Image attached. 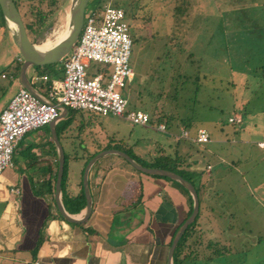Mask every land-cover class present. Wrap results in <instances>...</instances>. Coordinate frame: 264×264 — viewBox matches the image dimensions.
<instances>
[{
	"label": "crops",
	"instance_id": "1",
	"mask_svg": "<svg viewBox=\"0 0 264 264\" xmlns=\"http://www.w3.org/2000/svg\"><path fill=\"white\" fill-rule=\"evenodd\" d=\"M1 30L0 28V36H3ZM11 44L15 52L14 60L6 67L10 69L19 59L12 41ZM156 57L145 70L139 68L133 72V77L129 80L134 84L131 93H141L143 97L145 92L142 86L146 84L148 87V82L160 77L162 67L166 66H159V72L156 70L152 74ZM63 60L46 66L51 67L49 72L37 73L36 69H29L28 80L39 93L41 100H47L49 89L60 86L63 79ZM175 67L168 65L170 73L167 76L170 78L168 84L165 83L167 86L164 85L167 89L174 82L172 76H175ZM182 68L187 70V62H184ZM3 70L0 68V74ZM146 70L148 72L145 73ZM35 75L46 76V81H32ZM10 81L8 80L7 86L1 87L0 79V113L10 101H1L4 94L1 88L4 91L8 87L13 88L12 98L21 87L17 77L11 83ZM153 103H156L154 99ZM154 107L153 112L144 111L151 119L148 125L133 126L151 128L156 125L157 131L163 134V139L137 137L131 140L125 130L127 121L124 119L60 107L59 116L54 122L29 131L21 138L15 147L12 165L0 174V264H175V249L170 258L171 243L178 229L191 214L193 200L189 192L184 191L183 186L180 187L173 180L141 174L118 155H104L91 166L87 174L91 212L84 219L86 197L83 180L86 165L91 158L103 151L118 150L113 147L119 144L122 147H131L136 156L144 159L161 151L176 153L179 157L178 168L189 178L190 175L199 178L197 188L192 184L198 195V213L193 229L187 236L186 252L191 249V252L196 253L208 245L227 247L228 253L230 252L227 260L226 257L220 259L217 253L214 261L216 264H264V175L260 177V174H251L250 181L243 180L248 190L239 194L240 199L248 197L254 206L245 205L239 208L238 200L228 198L233 190L227 191L229 196L223 197L221 189L216 187L217 181L214 187L207 185L214 166L207 160L206 154L211 155L214 151L210 146H205L207 143L200 145L195 141L198 131L206 129L200 127L195 138H188L189 131L182 125L174 124L171 128H166L164 123H157V117L167 111H159ZM234 116H240V124L243 123L242 115L235 113L229 118ZM108 117L119 119V122L112 123L118 125H111L109 134L86 132L82 127L83 121L78 124L79 118L89 122L95 119L98 123L102 120L113 121ZM176 117L189 116L183 111L182 115ZM160 125L164 126L163 131L158 129ZM184 133L185 138L182 137ZM256 134L255 139L245 140L251 156L247 169L241 168L239 158L244 146L237 145L238 160L226 159L223 154L218 153L220 165L228 162L226 164L230 166L225 171H251V162H255L256 168L264 165V159H254L264 155V148L256 145L257 142L264 141V130L261 129ZM55 137L64 158L60 199L66 215L76 220L74 223L61 216L55 202L59 166V148ZM182 141L184 142L181 143ZM212 141H215L212 144H219L223 139ZM227 142L236 144V139L231 138ZM219 168L222 169L221 166ZM221 180L228 187L231 185L227 179L221 177ZM236 213L242 217L234 219ZM245 226H249L247 230ZM248 239L250 241L247 243ZM249 247L255 254L251 260L243 253ZM234 249H238L236 258H232ZM240 254L241 257L238 256ZM202 258H194L193 262L186 264H206L204 262L207 259Z\"/></svg>",
	"mask_w": 264,
	"mask_h": 264
},
{
	"label": "rangeland",
	"instance_id": "2",
	"mask_svg": "<svg viewBox=\"0 0 264 264\" xmlns=\"http://www.w3.org/2000/svg\"><path fill=\"white\" fill-rule=\"evenodd\" d=\"M13 1L25 26H28L29 22L33 20L29 11L39 12L38 17L42 18L41 26L34 27L33 30L35 31L30 28L26 30L32 42L40 44L46 38L53 40L59 32L64 31L70 0ZM108 1L112 5L118 1L125 4L129 2L128 0H90L87 7L95 4L102 6ZM141 1L139 5L144 6L141 8L142 10L140 9L141 11H138L139 15L142 13V16L144 14L151 20L149 24H146L144 34L148 38H155L156 43L149 45L148 39V41H143L138 46L132 45L129 59L132 71L136 72L139 68L145 70L156 55L163 58L164 49H167L164 46V42L168 37H173L175 40V46L171 48L170 52L172 60L177 61L178 59L183 63L185 57L190 56L193 58V62H187V71L190 72L193 67H198V70H201L200 76L203 89L197 93L193 92L190 88L191 81L189 80H186V83L189 82L185 83L186 86L184 88L180 87L177 89L173 85H169V89L161 90L162 97L156 100V109L159 111L160 109L166 110L167 112L164 115L172 118L174 123L179 121L176 116L182 115L183 111L187 112V115L191 117L190 121L182 122L183 125H187L188 138H195L197 129L200 127L205 128L209 134V143L205 146H210L214 151L211 155L206 154L207 160L214 166L207 185L214 187L217 181L216 187L221 189L223 197L229 196L226 192L233 190L231 196L234 198L231 196L228 198L235 201L238 200L239 208L245 205L254 206L248 197L240 199L239 194H243L244 191L248 190L243 180L250 181L251 174H260V177L264 175V165H258L256 168L254 167L255 162H251L250 165L253 166L251 171L233 169L231 170L232 173L227 172L225 170H228L230 166L226 164L228 162L220 165L221 159L218 158L220 157L218 153L223 154L226 159L238 160L239 151L237 150V145L244 146L242 156L239 158L241 159V168L247 169L251 156L245 140L255 139L257 137L256 133L261 129L264 130V0ZM134 4L138 3L134 2ZM125 19L127 24H130L132 33L140 32L136 30V22L131 19V16H127ZM143 23L145 22H138L137 25L144 26ZM8 34L3 29V36H0L1 70L10 66V63L14 60L15 49ZM183 64L180 66L181 68ZM161 65L160 62H156L155 70L158 71V67ZM97 66L98 64L96 63L92 64L94 68ZM173 66H176V64ZM49 68L51 67L46 68L45 66L36 69V72H49ZM175 70L177 74L179 70ZM183 70L186 72L185 69ZM144 72L146 73L148 70ZM169 78L170 76L166 84H168ZM0 79L1 87L7 86V77L3 78L1 76ZM36 84L35 87H37ZM155 86L158 88L156 81H154L152 88H155ZM133 89L134 84L129 81L126 82L122 89L117 91L131 102L128 110H142L144 109V106H142L143 102L148 101L149 98L144 96L134 97L131 93ZM12 91L13 88L8 87L4 91L1 101H9ZM176 91L177 95H175ZM176 109L177 111H174ZM235 113L243 116L242 124L234 125L228 123L229 121L227 122V119ZM108 118L113 121L102 120V122L98 123L95 119H91L89 122L87 119L81 120L79 118L78 124L83 121L84 126L82 127L86 129V132L93 131L94 133L109 134V128L114 125L112 123L114 121L119 122V119ZM125 126V130L128 131V136L131 140L137 137L163 139V134L157 131L156 125L148 128L133 126L126 122ZM102 129L105 130L103 131ZM231 138L236 139V144L227 142ZM213 139H223V141L219 144H212L211 142H215L212 141ZM181 143L180 145H182ZM254 159L263 160L264 155ZM219 166H221V170ZM221 177L227 179L231 185L228 187L221 180ZM189 179L197 188V180L199 181V178L197 179L190 175ZM241 217L242 215L238 213L233 216L236 220ZM248 227L245 226V230ZM249 241L250 239L246 240L247 243ZM236 243L240 244L239 242ZM225 249L227 250L224 251ZM245 249L243 251L244 255L249 258L248 260H251L253 255L255 256L252 248ZM237 250H233L232 258H236ZM217 253H219L218 257L220 259L226 257V260L230 255L227 247L218 248L213 245L209 247L208 245L197 250L193 257H203L207 259L204 263L216 264L214 261ZM238 256L241 257L242 254Z\"/></svg>",
	"mask_w": 264,
	"mask_h": 264
},
{
	"label": "built area",
	"instance_id": "3",
	"mask_svg": "<svg viewBox=\"0 0 264 264\" xmlns=\"http://www.w3.org/2000/svg\"><path fill=\"white\" fill-rule=\"evenodd\" d=\"M124 10L110 1L101 7H86L83 25L71 52L62 62L60 86L47 91L48 102L20 87L0 113V174L12 165L16 145L29 131L54 122L59 107L88 111L100 116H115L132 125H148L150 116L140 110H128V100L117 91L133 77L129 64L132 40ZM98 64L92 67V64ZM34 82L46 76L35 75ZM239 123L240 116L228 119ZM161 131L164 126H158ZM186 137V134L182 135ZM197 144L209 142V134L200 129ZM264 148V141L257 142Z\"/></svg>",
	"mask_w": 264,
	"mask_h": 264
},
{
	"label": "water",
	"instance_id": "4",
	"mask_svg": "<svg viewBox=\"0 0 264 264\" xmlns=\"http://www.w3.org/2000/svg\"><path fill=\"white\" fill-rule=\"evenodd\" d=\"M89 2L90 0H70L69 10L66 15L64 38L58 44L53 46V48L47 51L45 50L43 51L39 48L40 46L39 44H36L29 39L25 25L16 8L14 1L0 0V12L5 23V27L11 37V41L13 45L15 46L18 52L19 60H21L22 62L19 68V72L17 74V79L21 87L27 89L30 93H32L33 95L39 98V93L33 88V86L28 80L29 69L39 68V67H44L59 63L71 52L82 29L84 12ZM42 101L48 102V100H42ZM60 108H64V107L61 106ZM55 142L57 143V147L59 148V166H58L56 188H55V202L61 216H63L67 221L74 223L76 222V220H73L72 218H69L66 215L60 199L64 158H63L62 148L56 137H55ZM107 154L118 155L123 160H125L132 168H134L136 171L140 172L141 174L148 176L154 175V176L164 177L173 180L179 183L180 185H182L191 195L193 200V209L189 217L183 222L181 227L178 229L174 237V240L171 243V247H170V258H171L172 253L179 239L181 238L182 234L187 229V227L194 221L198 213V195L196 193L194 186L189 181L183 179L181 176L171 171L157 169V168H145L121 150H115V149L106 150L91 158L88 161L86 168L84 170L83 186L85 189V197H86V210L84 212V219H87L91 212V199L87 187L88 171L98 159H100L101 157Z\"/></svg>",
	"mask_w": 264,
	"mask_h": 264
},
{
	"label": "trees",
	"instance_id": "5",
	"mask_svg": "<svg viewBox=\"0 0 264 264\" xmlns=\"http://www.w3.org/2000/svg\"><path fill=\"white\" fill-rule=\"evenodd\" d=\"M52 1V0H51ZM54 1V0H53ZM129 2L127 4L122 3L120 1L114 3L115 6L120 7L124 10L125 16H131V19H133L134 22H136V30L140 31L139 33H132L131 29H130V24H128L129 27V32H130V37L132 40V45H136L138 46V44H141L143 41L145 42L146 40L148 41L149 39V45H154L155 42V38L152 37H146V35L144 34V29L146 28V24H149L151 22V20L148 18V16L144 15L142 16V13H138V11L144 6V5H139L140 2H142L141 0H128ZM134 2H137L138 4H134ZM143 4V3H142ZM93 6H97V7H101L99 4H95ZM142 10V9H141ZM140 10V11H141ZM29 14L31 16V18L33 19L32 22H29L28 26L26 27V30L28 28L33 30L34 27L36 26H41L42 24V18L38 17L39 12H32L29 11ZM138 22H145L143 23V25L138 26ZM144 27V28H143ZM0 28L2 29L1 31H3V29L6 30L5 27V23L4 20L2 18L1 12H0ZM180 45V44H179ZM164 46L167 49H164L165 54L162 57H156V62H160L162 65L161 66H166V68L162 67L161 70V74L160 77L157 78L155 81L157 82L158 88L157 86H155V88H152V85L154 83V78L152 79L151 82L149 83V86L146 87V84L142 86V90L145 92L144 97L149 98L148 101H144L142 106H144V111L147 112H153L155 109L154 106H156V103H153V99L156 101L159 97H161V90L165 89L164 85L168 79V74L170 73V70L168 69V64L173 66L176 64L175 69H178L179 72L176 74V70L172 69L175 71V76H172V80L174 81L173 83H170L169 85H173L175 88L179 89L184 88L186 86V84L191 81V89L193 90V92L197 93L199 91H201L203 88L202 81H201V70H198V67L191 69L190 72H188L186 70V72L182 71V68L180 67L183 63H181L178 59L176 60H172V57L170 55L171 52V48H174L175 46V40L173 37H168L166 39V41L164 42ZM186 62H191L193 60V58H191L190 56H187ZM17 62L15 63V66H13V68H6L2 71L1 75H4L7 77L8 80H11L10 83L12 82L13 79H15L17 77V74L19 72V68L21 66V60H16ZM176 61V62H175ZM193 62V61H192ZM45 67V66H44ZM39 68H43V67H39ZM39 68H34V69H39ZM172 68V67H171ZM154 72H156V70L152 71L151 73L153 74ZM150 73V74H151ZM185 73V74H184ZM10 75V76H9ZM186 80H189L186 83ZM186 83V84H185ZM189 88V89H190ZM1 92L3 94L4 89L1 88ZM177 92V91H176ZM134 95V97H142L141 93L138 95V93H132ZM153 103V104H152ZM131 104V102L128 100V106ZM75 111V110H74ZM191 117H186V118H179L178 122L174 123V121L172 120V118L166 116V115H162L160 117H157V119L155 121H157V123H164L166 128H171L172 125H182L184 127H186L187 125H183L182 121H190ZM241 118V117H240ZM228 122V119H227ZM230 124H234V125H238L241 123V121L239 123H234V122H228ZM112 148V147H111ZM113 148H116L118 150H121L123 152H125L127 155H129L133 160H135L137 163H139L140 165H142L145 168H157V169H162V170H168L171 171L179 176H181L183 179L189 181L191 184V180L189 179L188 176H186L185 172L181 171L178 167L179 164V157H177L176 153H164V152H157L154 156H149L148 158H139L138 156H136L134 154V152L132 151L131 147H122L120 144L119 145H115ZM157 177V176H155ZM179 185V184H178ZM180 187H182L181 185H179ZM182 189L184 191H186L188 193V191L182 187ZM195 221L188 226V228L186 229V231L184 232L183 236L181 237V239L179 240L174 254H173V260L175 264H186L188 262H193L194 260V251L191 252V249H188V252L185 251L186 248H188V246H186V240H187V236L189 234V231H192L193 226H194Z\"/></svg>",
	"mask_w": 264,
	"mask_h": 264
},
{
	"label": "bare ground",
	"instance_id": "6",
	"mask_svg": "<svg viewBox=\"0 0 264 264\" xmlns=\"http://www.w3.org/2000/svg\"><path fill=\"white\" fill-rule=\"evenodd\" d=\"M66 19V18H65ZM62 20V19H61ZM66 25V24H65ZM65 28V27H64ZM65 30V29H64ZM64 34H65V31H62V32H59L56 37L51 40L50 38H46L45 41H43L42 43H40L39 45V48L41 50H49L51 48H53V46H55L56 44H58L60 41H62V39L64 38ZM53 35V34H52Z\"/></svg>",
	"mask_w": 264,
	"mask_h": 264
},
{
	"label": "flooded vegetation",
	"instance_id": "7",
	"mask_svg": "<svg viewBox=\"0 0 264 264\" xmlns=\"http://www.w3.org/2000/svg\"><path fill=\"white\" fill-rule=\"evenodd\" d=\"M27 35H28V32H27ZM29 37V36H28Z\"/></svg>",
	"mask_w": 264,
	"mask_h": 264
}]
</instances>
